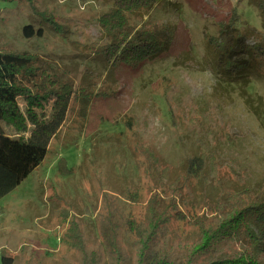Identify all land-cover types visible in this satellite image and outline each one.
I'll return each mask as SVG.
<instances>
[{"label":"rangeland","instance_id":"rangeland-1","mask_svg":"<svg viewBox=\"0 0 264 264\" xmlns=\"http://www.w3.org/2000/svg\"><path fill=\"white\" fill-rule=\"evenodd\" d=\"M32 1L1 5L0 49L37 56L40 67L91 99L73 94L43 163L0 200V264L3 256H15L14 264L96 263L85 262L69 237L64 242L71 222L89 253L102 252L105 218L114 215L119 226L139 221L154 194L164 208L177 199L182 213L202 215L225 192L264 193V129L242 100L241 81L225 88L234 76H219L217 54L207 46L233 13L247 36L261 29L249 0H164L137 15L136 31L169 23L175 35L166 52L136 69L114 68L99 53L106 42L99 18L110 1ZM255 72L264 98V68ZM200 155L199 179L187 176L186 161ZM187 222L173 216L170 223L171 243L179 248L199 238ZM120 236L125 264H133L131 238Z\"/></svg>","mask_w":264,"mask_h":264},{"label":"trees","instance_id":"trees-1","mask_svg":"<svg viewBox=\"0 0 264 264\" xmlns=\"http://www.w3.org/2000/svg\"><path fill=\"white\" fill-rule=\"evenodd\" d=\"M15 1L18 2L0 0V7ZM29 1L32 5L33 1ZM108 1L112 3L111 10L99 18L106 40L99 53L108 64L114 68L136 69L168 50L175 35L173 25L166 23L151 31H136L132 23L134 17L151 11L164 0ZM249 1L262 19L261 29L247 36L240 29V16L233 13L229 23L219 25L217 36L208 37L207 46L217 54L219 76H234L223 82L225 88L236 80L241 81L242 100L264 129V98L254 86L257 83L254 82L255 70L264 68V0ZM48 17L46 21L54 24L51 15ZM250 39L254 41L248 43ZM37 63V56L6 47L0 49V200L43 163L52 141L67 120L73 94L91 99L90 94L76 93L71 84L61 82L52 71ZM204 162L205 155L188 158L187 176L199 179L197 172ZM176 201L171 200L164 208L160 195L154 194L143 218L139 221L128 219L122 226L115 221L114 215L107 216L99 228L102 252L98 249L88 252L83 233L74 221L64 242L69 237L71 246L85 262L96 259V263L91 264H125L129 261L121 231L131 238L133 264H264L263 191L246 187L225 192L202 215L193 211L182 213ZM173 216L188 221L199 238L180 248L173 245L169 228ZM237 245L239 247L234 250ZM26 247H23L24 252ZM21 251L22 248L19 249L22 257ZM14 257L3 256L2 263L14 264Z\"/></svg>","mask_w":264,"mask_h":264},{"label":"built area","instance_id":"built-area-1","mask_svg":"<svg viewBox=\"0 0 264 264\" xmlns=\"http://www.w3.org/2000/svg\"><path fill=\"white\" fill-rule=\"evenodd\" d=\"M170 1H175V0H170Z\"/></svg>","mask_w":264,"mask_h":264}]
</instances>
